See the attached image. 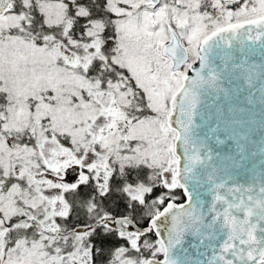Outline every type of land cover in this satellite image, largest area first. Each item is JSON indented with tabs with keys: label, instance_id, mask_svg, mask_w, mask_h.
<instances>
[{
	"label": "snow or ice",
	"instance_id": "6c2138e0",
	"mask_svg": "<svg viewBox=\"0 0 264 264\" xmlns=\"http://www.w3.org/2000/svg\"><path fill=\"white\" fill-rule=\"evenodd\" d=\"M0 264H264V0H0Z\"/></svg>",
	"mask_w": 264,
	"mask_h": 264
}]
</instances>
